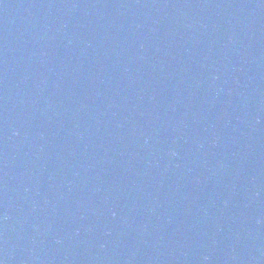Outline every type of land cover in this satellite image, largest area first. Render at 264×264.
<instances>
[{
    "label": "water",
    "instance_id": "1",
    "mask_svg": "<svg viewBox=\"0 0 264 264\" xmlns=\"http://www.w3.org/2000/svg\"><path fill=\"white\" fill-rule=\"evenodd\" d=\"M244 0H0V261L206 264Z\"/></svg>",
    "mask_w": 264,
    "mask_h": 264
},
{
    "label": "snow or ice",
    "instance_id": "2",
    "mask_svg": "<svg viewBox=\"0 0 264 264\" xmlns=\"http://www.w3.org/2000/svg\"><path fill=\"white\" fill-rule=\"evenodd\" d=\"M0 264H3V262H2V261H0Z\"/></svg>",
    "mask_w": 264,
    "mask_h": 264
}]
</instances>
